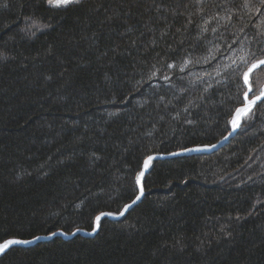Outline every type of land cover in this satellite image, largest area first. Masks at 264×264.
<instances>
[{
  "label": "trees",
  "instance_id": "trees-1",
  "mask_svg": "<svg viewBox=\"0 0 264 264\" xmlns=\"http://www.w3.org/2000/svg\"><path fill=\"white\" fill-rule=\"evenodd\" d=\"M7 3L0 8V236L24 239L92 231L95 216L131 203L147 154L219 144L230 110L242 103L237 87L212 80L231 62L225 57L239 62L225 42L264 30L260 0H206L227 4L234 18L220 10L208 25L217 33L203 35L217 8L187 25L196 0H83L67 10L41 0ZM154 4L179 5L185 15L158 13ZM121 7L131 15L107 21ZM34 13L47 25L35 35L23 30ZM154 71L172 79L150 80ZM197 77L214 87L203 92ZM159 96L176 110L196 100L194 124L173 121L171 104L157 108ZM254 113V130L244 123L212 154L156 160L147 194L124 218L103 219L93 236L14 247L0 264H264V103ZM93 153L101 159L93 162Z\"/></svg>",
  "mask_w": 264,
  "mask_h": 264
},
{
  "label": "snow or ice",
  "instance_id": "snow-or-ice-1",
  "mask_svg": "<svg viewBox=\"0 0 264 264\" xmlns=\"http://www.w3.org/2000/svg\"><path fill=\"white\" fill-rule=\"evenodd\" d=\"M41 3L44 5H47L50 9L56 8V9H63L67 10L71 6H80L83 3V0H41ZM260 4L264 6V0H260ZM9 5L7 3V0H3L2 3H0V8H7ZM216 7L217 8V14L212 16L211 19H204L203 24L200 26L201 29V35L209 32V30L213 33H217L218 29L215 27H212L209 29L208 25L212 23L214 20H219V11L224 10L226 13L225 18L231 21L234 18V15L228 11V5L223 4H208L206 6V0H196V12L194 14H189L185 18L187 20V25L194 24L195 21L193 19L194 15H200V16H206L207 14V7ZM235 6V5H233ZM244 7H249L247 3L243 5ZM20 7L23 9L24 5L21 4ZM152 8L158 12V13H164L171 9L170 14L174 16H184L185 12L178 10L180 8L179 5H176L175 8H172L170 5H153ZM99 9H97L98 11ZM259 12L260 9H257ZM131 15V9L129 8L127 11L123 10L121 7V10L114 12L113 14L106 17L107 21L112 22L114 20L122 19L125 17H128ZM163 16H158L156 19H162ZM43 18H36L35 13L31 16H28L25 19V28L23 29L26 32H31L33 35H35L36 31L43 30V27H46L47 25H42L40 21ZM152 19V18H150ZM187 25H183L182 29L184 31H187ZM181 28H178L176 31L180 32L182 30ZM131 31V29H129ZM241 31L243 32L244 29L242 28ZM166 33H162L160 38H163V35ZM261 41H264V30H259L256 32V34L251 37H245V40H237L234 39L231 41V43L225 42V46L228 49L229 52L235 53L239 52L240 55L238 57L239 62L236 60H231V57H225L226 60H230V63L223 64L222 67L218 68L215 75L212 76V80L215 81V84H221V83H228L230 86L237 87L238 90L242 91V103L243 107H236L234 110H230L231 119L227 122L228 126H230V131L228 133L229 136H231L233 133L237 131V129L241 125V118L247 115H255L253 112V109L257 107L258 102L264 103V89L260 90L259 93L255 91V89L252 86V83L250 82V77L256 70H264V44L261 43ZM135 43V41H133ZM183 41H181V44ZM219 50V49H217ZM53 50L50 48L47 52V55H53ZM106 56L107 53H104ZM215 59V57H213ZM6 59V55L3 51H0V60ZM190 63L187 59L184 61L183 65L180 66L179 71L184 72L185 66ZM198 63V61H197ZM155 67V66H153ZM165 67L167 69H174L176 68L175 61L166 63ZM211 75V74H206ZM52 77L49 76L47 79H51ZM152 78H160L164 81H170L172 79L171 76L162 74L158 71L152 72L149 79ZM197 82L203 86L202 91L208 92L209 89L214 87V84L209 82L208 80L204 79V77H197ZM251 97V98H250ZM203 99V97H201ZM171 104L172 108L171 111L175 112V115H172L171 112L169 115L171 116V119L173 121H176L178 123L182 122L186 125H193L194 120L189 118L192 116L193 111L195 108L199 107V104L196 100H189L186 105H184L180 110H176V105L172 103V101L166 100L164 96L158 97V103L157 108H160L161 105L164 106L165 109H168L169 105ZM118 114V113H117ZM113 115V114H110ZM182 118V120H181ZM163 119V117H161ZM147 135H151L148 133ZM227 139V137H225ZM209 147H215V145H195L192 147H189L186 143H181L177 146L176 151H170L167 153L169 156H184L187 153L191 152H202L206 151ZM92 157H94L93 162L98 161L101 159L100 156H96L95 153L92 154ZM160 156L147 154L146 157L142 158L140 164H139V170L134 174V184H133V197L131 198V203H125L123 205V209L117 211L116 213L113 212H103L100 215L95 216L94 220L91 222L92 224V231L89 233V235H94L97 233V231L100 229V220L103 216H110L113 218H119L121 216H124L125 213L129 211L134 205H136L138 202L142 200V198L145 196V187H144V178L146 176V173L150 171V169L153 166V161L160 159ZM44 169V165H41V176H47L48 172ZM26 175H31L30 172H26ZM251 179V177H249ZM82 203V202H81ZM239 219V217H237ZM80 228H76L74 232L71 233V235H76V233L80 232ZM59 234L65 235L66 233L60 232ZM230 234V233H229ZM52 236L57 235L55 231L51 233ZM8 237V238H5ZM43 237L40 236H33L31 239H24L20 238L19 235H10L8 232H5L3 236H0V256L6 255L10 250L14 249V246L16 245H29L33 244L36 241H39ZM179 243V242H177Z\"/></svg>",
  "mask_w": 264,
  "mask_h": 264
},
{
  "label": "rangeland",
  "instance_id": "rangeland-1",
  "mask_svg": "<svg viewBox=\"0 0 264 264\" xmlns=\"http://www.w3.org/2000/svg\"><path fill=\"white\" fill-rule=\"evenodd\" d=\"M46 28L44 27V29L43 30H40V31H44ZM35 30V29H34ZM250 82L252 83V86H253V88L255 89V91L257 92V93H259V91L260 90H262V89H264V70H256V71H254V73L252 74V76L250 77ZM251 98V97H250ZM259 103V102H258ZM244 105H243V103H241V105L240 106H238V107H243ZM255 111V108L253 109V112ZM230 119H231V117H230ZM229 119V120H230ZM254 117H252V115H247V116H244L243 117V119H242V121H241V125H240V127L237 129V131L235 132V133H233V135L234 136H236V135H238L239 134V132L241 131V128H242V126H243V124L244 123H246L247 122V124H248V126H247V128H249V126L251 127L253 124H252V122H254ZM250 129H253L254 130V126H252ZM231 129H230V126H229V129L227 130V132L229 133V131H230ZM228 133L225 135V136H227L228 135ZM224 141H226V142H229L228 140H226V139H224ZM222 142V141H221ZM220 142V143H221ZM103 213V212H102ZM101 214V213H100ZM100 214H98V215H100ZM105 218H110V219H114V218H111V217H108V216H104L101 220H100V225H101V223H102V220L103 219H105ZM117 219V218H116ZM118 219H120V218H118ZM60 232H63V231H61V230H59L58 232H56L57 233V235H59V236H63V237H65V238H67V239H71V237L73 238L74 236H76V235H78V234H80L79 232L78 233H76V235H71V234H65V235H61V234H59ZM87 232V231H86ZM95 235V234H94ZM40 237H43L42 239H40L39 241H36V242H34L33 244H29V245H16V246H14V247H19V246H25V247H27V246H32V245H34V244H36V243H38V242H40V241H47V240H50V236L48 235V236H40Z\"/></svg>",
  "mask_w": 264,
  "mask_h": 264
},
{
  "label": "bare ground",
  "instance_id": "bare-ground-1",
  "mask_svg": "<svg viewBox=\"0 0 264 264\" xmlns=\"http://www.w3.org/2000/svg\"><path fill=\"white\" fill-rule=\"evenodd\" d=\"M242 119H243V117L241 118V121H242ZM225 137H227V139H226ZM225 137H224V139H226V140H230V139H232V138L234 137V135H233V134H232L231 136L227 135V136H225ZM224 139L222 140V143H220V144H214L215 147H209L206 151H202V152H191V153H187V154H185V155L212 154L213 152H215V151H217L218 149H220V147H222V146H224L225 144L228 143V142L224 141ZM152 155L160 156V157H161L160 159H166V158L178 157V156H169V155H166V154H152ZM157 160H159V159H157ZM155 161H156V160H155ZM155 161H153V164L155 163ZM152 167H153V166H152ZM151 169H152V168H151ZM151 169H150V171H151ZM150 171L146 173V176H145V178H144L145 195L147 194V188H146V186H145V180H146L147 175L150 173ZM143 198H144V197H143ZM143 198H142V200H143ZM142 200H141V201H142ZM141 201H140V202H141ZM138 203H139V202H138ZM138 203H137V204H138ZM134 206H135V205H134ZM134 206H133V207H134ZM133 207H132V208H133ZM132 208H131V209H132ZM122 209H123V207H122ZM122 209H120V210H122ZM131 209H129V211H130ZM129 211H128V212H129ZM128 212L125 213L124 216H121V217H119V218H120V219L124 218V217L128 214ZM113 213H116V212H113ZM103 217H104V216H103ZM103 217H101V219H102ZM108 217H110V216H108ZM111 218H113V217H111ZM114 219H116V218H114ZM100 226H101V225H100ZM99 230H100V229H99ZM99 230L97 231V233L99 232ZM90 232H91V231H88V230H87V232H86V230H82V229H81V231H80L79 233L82 234V235H84V236H93V235H89ZM97 233H96V234H97ZM49 236L51 237L50 240L56 237V235H55V236H52L51 234H50ZM71 238H72V237H71Z\"/></svg>",
  "mask_w": 264,
  "mask_h": 264
}]
</instances>
